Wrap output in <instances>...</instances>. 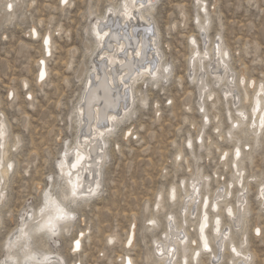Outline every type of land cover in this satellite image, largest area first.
<instances>
[{
    "label": "rangeland",
    "instance_id": "rangeland-1",
    "mask_svg": "<svg viewBox=\"0 0 264 264\" xmlns=\"http://www.w3.org/2000/svg\"><path fill=\"white\" fill-rule=\"evenodd\" d=\"M204 1L210 12L206 36L194 24L198 10L196 0H155V10L150 15L154 30L159 31L157 43L162 59L153 61L168 63V78L158 77L157 84L148 79L144 83L140 80L136 85L134 111L124 116L107 142L98 193L72 206L77 219L72 222L71 232H60L57 239H49L46 234L41 236L36 232V225H28L31 247L39 253L46 249L58 253L64 264H121L127 256L132 258L133 264H156L154 248L159 242L170 241V236L164 238V232L173 223L182 226L190 240L197 239L193 229L197 227L198 204L189 205L184 199V190L190 189L191 179L206 176L209 186L203 188L200 184L199 191L204 194L207 190L211 201L217 188L224 186L230 190L228 198L219 199L222 202L218 210L212 212L209 207L210 219L214 214H221V229L234 232L233 243L241 247L246 239L241 249L251 256L248 264H264V232L258 236L254 231V228L264 230V204L260 206L258 198V183L264 177V128L249 154L246 152L251 146L244 148L248 146L244 144H252V140L246 126L236 130L232 138L226 134L232 123L227 112L232 120L239 117L236 114L239 108L250 112V101L243 100V90L251 96L256 85L264 84V0ZM118 2L120 0H68L65 6L59 0H15L13 11L9 12L6 1L0 0V119L8 128L6 142L11 146H6L10 148L7 157L14 163V170L5 179V197L0 204V261L11 251L4 243L20 216L28 208L39 207L47 177L57 176L56 162L64 151V144L71 146L75 142L76 105L84 94L87 76L93 72L91 24ZM34 29L36 36H32ZM46 33L51 37V51L44 56L41 44ZM190 36L197 39L201 51L205 42L210 49L217 37L227 49L228 75L234 82L230 88L238 94L236 110L232 106L234 100L230 96L225 100L222 94L226 73H223L222 84L217 86L207 72L206 88L215 94L212 100L205 95L199 98L198 83L193 76L192 80L188 77ZM41 57L45 59L47 73L43 81L37 82ZM241 75L246 85L241 86ZM251 81L254 86L250 85ZM9 93H12L11 98ZM141 95L146 97L145 105L140 102ZM201 101L209 118L205 126L198 105ZM216 125L218 128H214ZM126 130L131 134H126ZM198 134H202V146L196 139ZM235 137L246 151L241 156V166L244 183L247 182L244 195L249 213L244 217L239 214L242 221L237 228L240 230H236V220V225L232 226L226 214V206H239H236V194L240 186L233 184L228 188V182L232 179L235 182L238 177L235 178L231 163ZM188 138L192 140V150L185 146ZM15 141L19 142L17 146ZM14 144L16 148L12 147ZM179 152L182 161L175 159ZM182 181H186V185ZM171 186L176 188L173 201L167 199ZM158 194L162 196L163 205L159 210L155 208ZM171 214L174 218L169 222ZM150 216L158 220L152 230L148 228ZM130 230L134 232L133 242L127 246L125 240L132 233ZM81 231L85 233L81 250L73 253L68 237L72 233L78 236ZM243 232L246 238H242ZM208 235L211 250L200 253L199 264H215V256H218L220 247L214 244L209 229ZM110 236H113L112 243H108ZM154 240L158 244H154ZM187 244L190 255L197 248ZM225 244L220 249L222 260L218 264H230L232 252L227 241ZM210 254H214V258H210ZM188 264L195 262L189 260Z\"/></svg>",
    "mask_w": 264,
    "mask_h": 264
},
{
    "label": "bare ground",
    "instance_id": "bare-ground-1",
    "mask_svg": "<svg viewBox=\"0 0 264 264\" xmlns=\"http://www.w3.org/2000/svg\"><path fill=\"white\" fill-rule=\"evenodd\" d=\"M5 1H6L5 4L6 9L7 8L10 9L9 12L13 11V4H14L13 1L15 2V0H5ZM196 1H197L196 4L198 5V10L195 17L196 20H194V24L197 25L198 30L201 32V34L206 36V32L208 30V24H210V19H209L210 12L207 9L204 0H196ZM128 2L131 7V0H128ZM121 3L122 0H120V2H118L116 6L113 5L111 7L109 6L107 8L106 13L103 16L96 18V20L91 24L90 29L94 37V43H93L94 50L92 49L93 60L91 58L90 62L93 63L92 65L93 70H91L93 72L89 76H87V80L85 82L86 84H84L85 86L84 94L82 95L79 103L76 105L77 114H78V125H77L78 133L76 135L75 142L71 146H68V144L66 143L64 144V151L62 152V154H60L56 162V167H57L56 177L59 179L60 169L58 165L62 160H64L65 151L71 153L70 158L65 161V163L68 165V167L65 168V172L69 170L71 163L75 162L76 152L78 150L81 151V155L84 157V159L81 161L82 166L79 167L78 172L74 170L72 179L74 182H78L80 185L83 186L84 194L82 199H84L85 197L86 198L93 197L98 193L100 189V170L106 158L107 142L109 138L113 135L115 129L118 126V123L124 118V116L128 114V112L134 111L133 104L135 101L134 100L135 94L133 95V92L137 88L136 85L139 83L140 80H143L144 83L146 79L152 81L154 84H157L159 80L158 77L162 76V78L166 80V78H168V74L170 73V71L167 74L163 72V69L165 67L167 68L169 67L168 63L165 62L160 64L157 62L156 63L157 77L153 78V76L148 74L149 72L152 71V64L150 63V61L153 60L160 61L162 59L161 57L162 55H160V50L158 48V43H157V37H158L157 34L159 33V31L158 28L154 30V24H153L154 22H152V17L150 15L152 14L151 11L154 9L155 0H152L151 3H149L148 0H144L145 6L143 8H141L139 2H137L136 9L131 17H129L128 15L118 13V9L120 8ZM9 5H11V8H9ZM109 9H111L112 11L109 12ZM88 13L89 15L91 14L89 10ZM147 30L149 31L147 32ZM97 32H99L101 35H103L104 33H108V35L104 37L103 41H101L97 38L96 35ZM36 33L37 32L35 29L32 30V36H36ZM45 38L48 39L47 45H45L44 43ZM188 39L190 42L189 47L191 50V56L189 57V61H188L189 62L188 74H190V76L188 77L192 80V76H193L196 82L198 83L196 85L199 90V98L201 99L202 96L205 95V97H207L208 100H212V97L215 94L213 90L206 88L208 84L204 80V78H206L205 76L208 72L212 75V78H214V81L217 86L218 84H222V80L225 78L224 84L221 89L222 94H224L225 100L226 98H228V96L232 98L231 99L232 101L234 100V102H232V106H234V110H236V106H237L236 102H238V94H236V92L234 91L232 92L234 88H230V86H232L234 82H232V78L230 80L231 75H228L230 74V69L228 67L226 60L228 59L229 55L227 57H224L223 55L218 56L216 51L217 43H218L217 40L214 41L216 43L215 44L213 43V46L210 49L206 46V42H205L204 50L201 51L198 49V42L194 36H190ZM193 41H195V43H193ZM220 42L221 41H219L221 53L223 52L228 53L227 49ZM41 45L44 56L45 54L50 53L51 37L49 33H46L45 36L42 38ZM196 52L200 54V58L193 60L192 59L193 54ZM39 59L40 62L38 64V71L36 75L37 82L43 81L46 78V73H47L44 57H41ZM41 61H43V63H41ZM42 70L45 73L43 80L40 79V73ZM223 73H226L224 74V78H223ZM240 78L244 79V76L241 75ZM201 84H203V87H201ZM250 85H253L252 81L250 82ZM260 86L261 84L256 85L255 90L251 96L248 95L245 89L243 90L244 91L243 100L246 102L250 101L249 113H247L243 108H239L236 110V114L239 117L235 120H232L230 113L228 114L227 112L228 119L232 123L231 126L228 127L226 134H228L230 138H232V135L235 134L236 130L240 129L241 126H246L247 133L250 135L252 140V144L249 143L244 144V145H248V146H244V148H248L249 145L251 146L250 149H247L246 152L239 145L240 139L235 137L236 141L234 142V150L232 151L233 157L231 163H232V167H234V174H236L235 178L237 176L238 177L235 180V182L232 181L233 179L228 182V188H232L233 184H235L236 186H240L239 187L240 192L236 194V201H237L236 206H238V204L239 206L238 208L236 207L233 208L232 206H226V214H228V218H230V222H232V226H235L237 224L236 230H240V228H237V226L239 222L242 221L241 218L244 217L248 212L247 205H245L247 203V197L244 195L245 194L244 190L247 189L246 188L247 182L244 183V175L242 172L243 167L241 166V162H242L241 156L245 154V152L246 154H249L248 152L252 150L253 147L252 145L257 143L259 134L262 131L260 117L264 116V94L258 96V93L261 92ZM209 97H211V99H209ZM140 102L142 103V105H145L147 103L145 95L140 96ZM258 102L262 107L260 109V112L255 117H253L252 113L253 110L257 107ZM198 105L199 108H204V104H202V101ZM240 113H244V116L239 115ZM205 116L208 117V114L204 111L203 126H205L204 123ZM216 116L217 115H214L213 117L216 118ZM113 117L116 118L115 121H113L112 119ZM245 117H247V121H245L246 120ZM0 123L4 125L5 136L3 143H4V152H5V161H6L5 167L3 169H0V177H2V183H0V193L3 194V198L0 199V204H1L2 200H4L5 197V187H6L5 183L7 182L6 178L9 173L6 165L7 163L10 162L13 163V162L11 161L10 158L7 157L9 156L7 152L9 153L10 148L7 149L6 146L8 147L11 146V145H7L8 141L6 142V136L8 135L7 134L8 128L6 127L2 119H0ZM218 126L219 125H216L214 128L216 127L218 128ZM101 132L104 133L103 136L100 135ZM128 132L129 130H126V134ZM126 134H124V136ZM189 139L191 138H188L186 140L185 143L186 148H188L187 144ZM196 139L199 141L198 144L202 146L201 143L202 134H198ZM15 144L17 146L19 142L15 141ZM15 144L12 145V147L14 146V148H16ZM192 148H193V143L190 150H192ZM237 148L240 149L239 157L236 156ZM225 153L226 152H224L223 157H225ZM178 154L181 153L179 152ZM222 160H224V158ZM196 180L201 181V186L203 188H208L209 183H208V178H206V176L204 178L196 177L194 180L191 179L190 183H188L190 184L188 186V188L190 189L184 190L186 192L185 194L186 198L184 199L187 200V203H189V205L191 206H193L194 204H198L196 205L198 206V210H199L198 222L196 227V234L198 238L199 226L204 216L203 197L205 196L209 197V196L207 194L208 193L207 190L205 191L204 194L203 193L201 194L200 191L197 190L199 189L200 185H198L195 188L193 187V183ZM202 180L205 181L203 182ZM258 184L260 185V182ZM173 187L174 186H171L167 193V199L170 201H173L172 199ZM46 188H47V183L42 190ZM90 188L96 189L94 195H88V191ZM259 189L260 188H258V198L260 195ZM217 190H219V195H217L216 193V196H214V199L211 201V205L215 206V207L210 206V208H212V212H214V209L218 210L220 207V203L223 201V199L228 198V196H230V190H227V187H225L224 189V186H222V188H217ZM175 197H176V188H175ZM57 199L60 198L57 197ZM219 199L222 201H220ZM260 200H261L260 206H263L262 204H264V199H260ZM43 203H44V197H43V191H41L39 207L36 210H33L32 208L26 209L25 212L20 216V220L16 225V227L12 229L9 235L7 236L4 245H6L9 242V240H11L13 242V246L11 248L7 247V249L11 251L8 252L5 255V257H3L2 261H5L6 259L10 258L9 264H58V261L64 262L63 257L58 253H53L47 249L43 253H39L37 250L31 247V242H30L31 228L28 225L33 224L34 227V225L36 224L33 220H30L28 217L33 213L39 215V209L43 206ZM158 203H159V209L162 208L163 205H162L161 194H158V196H156L155 208H157ZM189 205L188 207H190ZM229 210H231V215H229ZM240 213L242 216L241 218H239ZM73 214L75 215L74 210H73ZM170 216L172 217V219L174 218L172 214ZM217 218H219L220 220L219 227L221 229L222 215L219 213L214 214L212 216V218L210 219V227H209V230L213 233V238L215 240L214 244H217L216 243ZM234 220H236L235 225H234ZM149 221H155L154 224L148 223L150 224L148 225V228L152 230L157 226L158 220L154 216L151 217ZM185 224H186V220H184V225ZM71 226H73L72 222L68 225H64L63 222H61V224L58 225L60 229L58 233L65 232L64 228L65 227L70 228ZM169 228L170 229H167L164 232V238L170 236L169 242L163 241L164 243L159 242L160 244H158L156 240H154V244H158V246L154 248L155 256L156 258H158L154 263L185 264V260H187L188 262L189 260L195 262L194 257L197 249L192 251L191 254L189 255L188 251L190 246L188 244H185L183 240L179 238L181 233H183V235L188 238V232L182 226H176L174 223L173 225H170ZM256 229L257 228H254V231H256ZM222 231L225 233L227 240L223 238L221 239V243L219 245L220 249L222 248L223 245H227L225 244V242L227 241L230 246V252H232L231 249L235 247L237 249V252L240 253L239 256H236L232 252V258H230V264H241L240 261H242V264H244L245 262L246 264H248V262H250L251 256L250 254H247L246 250H243V248L241 249L242 245L244 246V242H246V239H244V242H242L243 244H240L241 247H238L233 243L234 232H232L231 229L228 231L226 230H222ZM130 232H132V230H130ZM65 233L69 234L70 232H65ZM133 234L134 232H132L131 234L128 235V237H126L125 241L127 246H129L128 239L129 237H132L133 239ZM242 234H244L242 238H246V233L243 232ZM46 236L48 235L46 234ZM57 236L58 234L52 238L57 239ZM206 236L209 241V247L211 250L208 229L206 230ZM109 238L113 240V236H110ZM56 245H58V242H56ZM220 249L218 250V256L217 255L215 256L214 254H210V258L211 257L214 258L215 256L216 258L215 264H218V262L222 260V252L220 254ZM199 251L200 253L204 252L202 244L200 246ZM27 257H31L32 259L27 260L26 259ZM45 257H48V259L45 260L44 259ZM129 259L131 260V264H133L132 258L128 256L123 259L121 264H126V261ZM210 262L213 263L214 260H210Z\"/></svg>",
    "mask_w": 264,
    "mask_h": 264
},
{
    "label": "snow or ice",
    "instance_id": "snow-or-ice-1",
    "mask_svg": "<svg viewBox=\"0 0 264 264\" xmlns=\"http://www.w3.org/2000/svg\"><path fill=\"white\" fill-rule=\"evenodd\" d=\"M137 2H139V5L141 8H143L145 6L144 4V0H131V7L129 5L128 0H122V3L120 5V8L118 9V13L120 14H124V15H128L129 17H131L136 9V5ZM149 3L152 2V0H148ZM60 3L62 5H67L68 0H60ZM9 8H11V5H9ZM112 10L109 9V12H111ZM97 38L101 41H103L104 37L108 35V33H104L103 35H101L99 32L96 33ZM217 54L219 55H223L224 57H227L229 54L227 52H223L221 53L220 51V45H219V37H217ZM45 45L48 44V39L45 38L44 41ZM193 43H195V41H193ZM139 55V53H138ZM200 58V54L198 52L193 54L192 59L196 60ZM41 63H43V61H41ZM150 63L152 64V71L149 72L148 74L153 76V78L157 77V70H156V64L154 61H150ZM170 71L169 68L165 67L163 69V72L165 74H167ZM45 76L44 71L42 70L40 73V79L43 80ZM240 84L241 85H246L247 81L243 78H241L240 80ZM253 86H254V82H253ZM201 87H203V84H201ZM261 88V92L258 93V96L261 94H264V84H261L260 86ZM12 93H9V97L11 98ZM29 99H31V97H29ZM209 99H211V97H209ZM169 104H171V101H169ZM261 105L259 104V102L257 103V107L253 110V117H255L261 109ZM200 111L203 113L205 110L204 108H201ZM239 115L244 116V113H240ZM113 121L116 120L115 117L112 118ZM245 119H247V117H245ZM261 120V127L264 128V116L260 117ZM204 123L205 125H207L209 123V118L207 116H205L204 118ZM235 127V126H234ZM103 132L100 133L101 136H103ZM131 133H128V135H130ZM217 134H219V129H217ZM4 136H5V132H4V125L2 123H0V169H3L5 167V152H4ZM201 143H203V139H201ZM187 147L190 149L192 147V141L191 139L188 140V144ZM76 159L75 162L71 163L70 168L67 172H65V168L68 167V165L65 163L66 160H68L71 156V153H69L68 151H65L64 153V160H62L60 162V164L58 165L59 169H60V176L59 179H57L56 175L53 174L52 176L47 177V188L42 190L43 191V197H44V203L43 206L39 209V215H36L35 213L29 215V219L33 220L36 224V232L39 233L41 236L47 234L48 238L51 239L52 237H55L58 232L60 231L58 225L61 224V222H63L64 225H68L71 222H74L77 217L73 214V210H72V206L77 205L80 200L83 198V194H84V189L83 186L80 185L78 182H74L72 177L74 174V170L76 172H78L79 167H81V161L84 159V157L81 155V151L78 150L76 152ZM225 156H227V153H225ZM236 156L239 157L240 156V149L237 148L236 149ZM175 159L177 161H182L183 157L181 154H178ZM223 159V157H222ZM7 169L8 172L11 173L14 170V163H7ZM0 183H2V177H0ZM186 185V181L182 182ZM201 184V181L196 180L193 183V187H197L198 185ZM98 187V185H97ZM199 191V189H197ZM96 189H92L90 188L88 191V195H94L95 194ZM172 199L175 200V186L172 189ZM259 198L260 199H264V177L260 178V189H259ZM217 195H219V190L217 192ZM57 197H59L60 199H57ZM3 198V194L0 193V199ZM203 204H204V216H203V220L200 223L199 226V236L197 239H191L189 240L187 237H185L183 235V233L180 234V237L183 242L185 244L187 243H191V245L195 248H197V251L195 253V264H199L198 261V257L200 256V246L202 244L203 246V250L204 251H210V247H209V241L207 239L206 236V230L209 229L210 227V218L208 215V209L210 206L215 207L214 205H211V199L210 197H203ZM157 208L159 209V203L157 204ZM229 215H231V210H229ZM169 222H171L172 217L169 216L168 217ZM150 224H154L155 221H149ZM216 225H217V247L219 248V245L221 243V239H227L225 233L220 229L219 225H220V220L219 218H217L216 220ZM65 232H71V229L68 227L64 228ZM196 229H193V232L195 233ZM262 232H264V230L257 228L256 229V234L259 236L262 234ZM69 240L72 241L70 247H71V251L73 253H78L81 250L82 247V242L85 238V233L83 231L79 232V235H75V233H72L71 235H69ZM112 239L109 238L108 243H112ZM133 242L132 237H129L128 239V245L130 246ZM13 246V242L11 240H9V242L6 244V247L11 248ZM243 247V245H242ZM231 251L236 255L239 256L240 253L237 252V249L235 247H233L231 249ZM103 255V254H101ZM9 259H6L5 261H0V264H9ZM27 260L32 259L31 257H27ZM45 260L48 259V257L44 258ZM248 259V258H245ZM58 264H64L63 261H58ZM126 264H131V260H127ZM185 264H188V261L185 260Z\"/></svg>",
    "mask_w": 264,
    "mask_h": 264
}]
</instances>
